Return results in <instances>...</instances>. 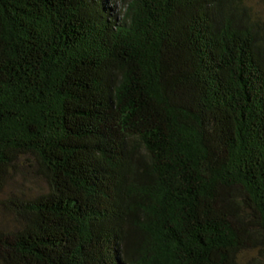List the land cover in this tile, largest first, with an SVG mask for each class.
I'll return each mask as SVG.
<instances>
[{
	"label": "trees",
	"instance_id": "1",
	"mask_svg": "<svg viewBox=\"0 0 264 264\" xmlns=\"http://www.w3.org/2000/svg\"><path fill=\"white\" fill-rule=\"evenodd\" d=\"M114 5L0 0V264H264V0Z\"/></svg>",
	"mask_w": 264,
	"mask_h": 264
},
{
	"label": "rangeland",
	"instance_id": "2",
	"mask_svg": "<svg viewBox=\"0 0 264 264\" xmlns=\"http://www.w3.org/2000/svg\"><path fill=\"white\" fill-rule=\"evenodd\" d=\"M114 2V11H117L116 13H118L120 10H122L123 0H114ZM259 8L262 9L261 6H259ZM39 186H43V183L41 181H37L34 179L31 180L27 179L26 177L13 175L12 178L7 182L6 186L3 189H0V200L9 195L11 192L18 193L21 191H26L27 189L33 190ZM0 220H9L8 216L4 213L1 207Z\"/></svg>",
	"mask_w": 264,
	"mask_h": 264
}]
</instances>
